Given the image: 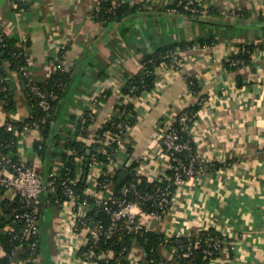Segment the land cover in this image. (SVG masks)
I'll use <instances>...</instances> for the list:
<instances>
[{
    "label": "crops",
    "instance_id": "1",
    "mask_svg": "<svg viewBox=\"0 0 264 264\" xmlns=\"http://www.w3.org/2000/svg\"><path fill=\"white\" fill-rule=\"evenodd\" d=\"M122 1L136 10L102 21L96 16L98 0L17 4L0 0V36L23 46L31 81L45 82L58 69L68 71L70 77L51 123V136L37 128L18 131L14 156L38 170L48 183L51 176L62 173L63 152L72 153L64 140L67 132L78 129L81 116L94 110L87 134L77 136L91 146L99 140L98 131L114 114L117 103L123 101V88L142 67V58L167 44L186 42L185 49L177 46L174 53L182 63L173 69L162 62L154 87L129 100L135 121L113 172L120 176L137 163L144 170L143 178L156 180L167 167L159 142L162 131L197 103L200 108L192 124V142L211 165L195 180L176 188L163 218L145 221L162 236L177 230L193 235L216 229L224 246L214 264H264V0H203L207 12L194 17L173 11L170 5L175 0ZM242 45L253 46L251 62L230 68L227 62ZM6 68L14 84L15 107L8 109L0 97V128L35 116L18 73L8 62ZM87 159L80 156L76 160L74 178H83L87 169L83 191L113 196V182L101 193L97 186L104 165ZM6 166H0V174ZM15 193L13 188H0V214ZM72 203L55 197L44 200L36 264H95L80 256L86 230L73 228L77 207ZM12 229L11 223L0 228V237ZM156 250L158 260H149L146 245L133 241L125 260L117 262L182 264L172 246L161 241ZM7 254L0 242V258ZM22 261L17 252L10 264Z\"/></svg>",
    "mask_w": 264,
    "mask_h": 264
},
{
    "label": "built area",
    "instance_id": "2",
    "mask_svg": "<svg viewBox=\"0 0 264 264\" xmlns=\"http://www.w3.org/2000/svg\"><path fill=\"white\" fill-rule=\"evenodd\" d=\"M16 4L23 2L25 0H13ZM106 0H98L96 11H99L101 2ZM113 7L122 5L124 2L122 0H110ZM186 8L191 9L193 12L203 13L207 12V9L203 7V0H181ZM173 11L177 12L176 8H172ZM3 39V36H0ZM253 51L251 52L252 59ZM175 61L171 63V67L175 69L182 63L181 58H175ZM232 64L236 65L240 63V60H233ZM3 78L0 76V81ZM32 88L36 90L39 96V105L43 110H50L51 104L48 100V94L40 89L36 84L32 85ZM134 88L131 92L124 95V101L131 100L133 96ZM53 98H56V94H52ZM120 114L114 112V114L106 121L104 127L107 123L111 122L114 124L113 119L115 116ZM198 116V111L196 113H190L187 110L180 112L176 118L169 122L164 130L162 131L159 142L162 146V150L167 156V167L162 170L160 176L154 180L158 184L154 192L140 193L136 192L134 198H128L126 195L130 189L136 187L137 183L141 180L144 175V170L140 166H135L130 171H127V175L130 174L131 180L130 184L125 185L123 188L124 197L114 198L97 196L91 191H84L83 196H79L76 188L74 187L77 179L72 178L69 174V167H66L63 160L62 173L58 176H51L48 183L43 182V174H41L34 167L24 164L20 161H14L10 155L1 154L0 160L8 166L0 174V188L8 189L13 188L15 190V200H19L22 203L23 209L15 213V218L24 220V227L22 229L21 235L15 234V237H20L21 239L28 236H33V240L30 244L32 251H35L39 242L40 234V219L42 214V206L44 200L50 202L52 198H57L58 201H68L72 203L77 209L74 213L73 228L77 231L85 229L84 241L80 247V256L88 261H93L95 264H123L120 261L113 263L112 260L116 257V251L109 248L97 247L99 242L103 239H109L113 237L119 230H124L129 233L146 234L152 230L149 223L145 221L146 218H163L167 213L172 197L176 188L182 186L183 184L195 180L201 176L206 169L211 165V161L198 154L196 151H192V124L196 121ZM94 117V110L90 109L81 116V127H84L87 118ZM132 118V117H131ZM133 119V118H132ZM132 119L122 120L116 125L117 130L106 129L104 130L102 137L98 140L100 144V151L107 152V147H112V152H107L108 158L105 161H98L96 158L93 160L94 163H101L104 168L100 175L113 172V165L116 161V157L120 152L121 148L124 146L125 134L133 126L134 122ZM46 117H43L40 121L45 122ZM178 121L181 124V129L186 132L183 133L180 128L175 126L174 122ZM31 128L42 129L41 123L38 121H27L20 125L15 124L13 121L6 124V129L11 131L14 135L18 131H27ZM4 146L3 140L0 138V148ZM41 147V145H40ZM191 152L188 156H183L184 152ZM75 152V150H74ZM64 170H68L64 175ZM99 175V176H100ZM99 176L97 178V186L100 190L106 189L108 184L112 181L106 180L102 185L104 188L99 187ZM175 187V188H174ZM102 188V189H101ZM98 190V191H99ZM43 196V193H45ZM89 196L94 198L95 204L102 208L106 214L109 216V222L106 223L102 219L94 217L90 213V210L94 206L90 203ZM72 198V201H71ZM116 203L117 206H113ZM100 210V209H98ZM13 230V229H12ZM206 230V229H202ZM192 236H195L196 240L193 242ZM186 238L185 241L182 239ZM207 243L211 248H216L219 253L224 246V240L217 236H206L202 239L199 234H185L181 230L174 231L167 236H162V242L172 246L175 254L178 258L180 256V250L185 248V253L183 256H190L193 249L199 246L201 241ZM22 250V244H18L15 247L14 253ZM205 252L211 255L209 264H214L215 259L219 254L213 257L212 249H205ZM30 264H36V257L29 259ZM28 260V261H29ZM25 261H22L24 264Z\"/></svg>",
    "mask_w": 264,
    "mask_h": 264
},
{
    "label": "trees",
    "instance_id": "3",
    "mask_svg": "<svg viewBox=\"0 0 264 264\" xmlns=\"http://www.w3.org/2000/svg\"><path fill=\"white\" fill-rule=\"evenodd\" d=\"M181 0H175L170 7L176 8L178 13L185 14L191 17L199 16L198 12H193L191 9L186 8L185 4L183 2L180 3ZM135 7H129L128 4L123 3L120 6L113 7L112 2L110 0H106L101 2L99 11L96 12V16L98 19L102 21H110L117 19L118 17H123L124 15H128L132 12H134ZM189 44L186 42H180L178 44H167L159 49H157L154 52H151L150 54L144 56L142 58V67L138 71L137 74L132 76L126 83V85L123 88V92L125 94H128L131 92L132 88H134L133 96L140 95L142 92L151 90L156 82L157 79V67L162 62H167L171 64L175 58V51L177 50V46H179L182 49H185ZM252 45H242L237 52H235L227 62V65L230 68L237 69L242 67L245 64H248L251 62V52L253 51ZM23 46L18 45L17 41L3 36V39L0 42V54L3 51L4 55H0V76L3 78L2 81H0V97L3 98V100L6 102V107L8 109H12L15 107V96H14V84L12 82L11 77L8 74V69L6 68V62L9 63V68L16 70L18 73V77L22 84L25 86V89L32 101L34 110H35V116L29 119H25L21 122H14L17 125H20L22 123H25L27 121H38L42 125V131L44 135L51 136L52 134V125L51 123L56 119L57 116V109L61 107L62 100L65 96V92L70 80L69 72L65 69H58L52 76L45 82H33L29 78L25 68L27 65V58L25 56V53L23 51ZM233 60H240L239 64H232L231 62ZM36 84L40 87V89L48 94V100L51 104L50 110H43V108L39 105V96L32 88V85ZM194 88L197 86L195 85V81L192 82ZM52 94H56L57 97L53 98ZM134 105L132 101H123L117 103L115 112L117 114H120L123 111V114L119 116H115L113 119L114 124L111 122L107 123L103 129L98 131V137H102V134L104 130L111 129V130H117L116 125L118 122L126 119H132V122L135 121V110ZM200 108V105L197 103L188 108V112L190 113H196ZM46 117L47 120L45 122H41L40 120ZM132 117V118H131ZM91 117L87 118L86 123L84 124V127H81V120L78 124V129L74 132H67L66 138L64 140V145L66 149H71L72 153L67 154L66 151L63 152L64 157V164L66 167H69L68 170H64V175L66 172L69 174L72 178L75 177L77 173V163L76 160L80 156H84L85 161H87V157H89L90 161L95 160V158L98 161H105L108 158L107 152H112V147H107V152L100 151V144L99 142L93 143L91 146L86 145V143L80 139L77 138L78 135H86L89 126L92 122ZM175 126L181 129V124L178 121L174 122ZM183 133H186L182 130ZM128 132H126L125 136ZM56 137L59 140V134L56 135ZM0 138L4 142V146L0 148L1 154H7L10 155L14 161H18L16 157L14 156V150L16 149V136L6 129V126L0 128ZM75 150V152H74ZM91 150V151H89ZM192 151L195 150V146L193 145ZM191 152H184L183 156H188V154ZM137 163H133L127 171H130L132 168L136 166ZM119 176V172H111V173H105L99 176V187H101L104 182L108 179L112 181L115 185V192H114V198H123L124 192L123 188L125 185L130 184L131 175L128 174L123 181V183L119 184L117 182ZM158 183L153 181L150 182L145 178H141V180L137 183L136 187L129 190L127 193V197L134 198L136 196V192H154L156 185ZM86 186V182L83 180V178H79L74 187L76 188L79 196L84 195V188ZM102 188H104L102 186ZM101 188V189H102ZM175 188V187H174ZM90 203L94 206L90 210V213L94 215V217L98 219H102L106 223L109 222V216L104 212L102 208H99L95 204L94 198L90 197ZM113 206H117L116 203H113ZM3 213L0 214V228H3L8 223H11L13 225V230L7 232L6 234L1 235L0 242L1 244L6 248L7 255L0 258L1 264H10L11 257L15 254V247L18 244H22V251L19 252V257L22 259L24 264H30L31 261L29 260L32 257H37L39 253L41 252V243H40V234L38 236L39 242L38 246L36 247L35 251H32L30 248V244L33 240V236H28L24 238L15 237V234L18 236L21 235L22 229L24 227V220L15 218V213L21 211L23 209L22 203L19 200L15 201H9L5 202L3 206ZM100 209V210H98ZM98 212V213H97ZM199 236L204 239L206 236H217L221 237L219 231H217L214 228H209L206 230H200L198 232ZM193 242L196 240L195 236L191 237ZM183 241L186 240V238L182 239ZM133 241H138L141 244L146 245L147 248V259H153L155 261L158 260L159 256L157 255V245L162 241V235L156 233L153 229L146 233V234H138V233H129L124 230H119L117 234H115L113 237L106 239L103 238L97 247L100 248H113L116 251V257L112 260L113 263H116L118 260H125L126 254L130 251L131 245ZM212 249L213 257L219 254V251L216 248H211L205 243L203 240L200 242L199 246L195 247L193 249V252L190 256H183L185 253V248L180 250V256H178V259L180 260V263L182 264H209L211 255L207 254L205 252V249ZM29 260V261H28Z\"/></svg>",
    "mask_w": 264,
    "mask_h": 264
},
{
    "label": "water",
    "instance_id": "4",
    "mask_svg": "<svg viewBox=\"0 0 264 264\" xmlns=\"http://www.w3.org/2000/svg\"><path fill=\"white\" fill-rule=\"evenodd\" d=\"M87 160H88V159H87ZM0 166H1V167L4 166V163L1 162V161H0ZM87 166H88V163L86 164V167H87ZM6 167H8V166H6ZM86 174H87V169H86L85 172H84L83 180L86 179ZM126 175H127V170L122 171L121 174H120V176H119V178H118V180H117V182H118L119 184L123 183V181H124Z\"/></svg>",
    "mask_w": 264,
    "mask_h": 264
}]
</instances>
